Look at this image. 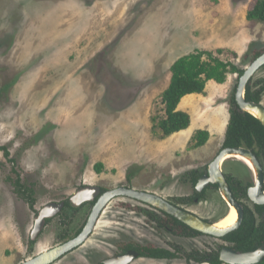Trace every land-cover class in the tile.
<instances>
[{"label": "rangeland", "instance_id": "obj_1", "mask_svg": "<svg viewBox=\"0 0 264 264\" xmlns=\"http://www.w3.org/2000/svg\"><path fill=\"white\" fill-rule=\"evenodd\" d=\"M253 1L0 0V146L8 153L0 149V264H19L74 237L93 201L65 206V216L52 218L29 243L37 211L84 185L146 190L211 222L227 213L217 187L198 201L181 199L194 191L188 173L204 171L221 149L236 73L180 100L178 109L190 116L188 136L182 130L163 136L156 123L164 117L161 94L176 58L202 48L245 69L250 45L264 49V23L245 17ZM251 78L259 87L264 64ZM197 129L209 133L200 146L192 140ZM221 168L243 183L253 180L252 169L237 159H225ZM16 175L33 188L34 211L14 192ZM159 214L134 198L113 197L86 240L51 264L102 263L126 242L178 244L183 251L228 244L161 229ZM64 232L68 237L60 239ZM128 264L186 260L139 256Z\"/></svg>", "mask_w": 264, "mask_h": 264}, {"label": "trees", "instance_id": "obj_2", "mask_svg": "<svg viewBox=\"0 0 264 264\" xmlns=\"http://www.w3.org/2000/svg\"><path fill=\"white\" fill-rule=\"evenodd\" d=\"M247 20H259L264 23V0H254L252 5L247 9ZM247 55H251L249 62L254 61L260 56L264 49L251 47ZM218 53L228 52L231 58H237L235 51L228 49H217ZM244 68L237 65L234 61L221 59L212 55L211 51L194 48L191 52L176 58L170 65V80L167 87L161 94V103L163 104L164 117L156 123L161 130L163 136L170 135L186 129L190 125V116L184 110L178 109L180 100L189 94L203 93L205 85L208 81L213 80L216 83H223L230 73H236L239 79ZM252 78L248 81L245 88V99L248 101L260 102L264 93V81L259 87H254ZM229 118L224 131L222 147H246L251 149L256 157L260 160L264 167V126L253 115L243 112L238 107L234 94L229 101ZM209 133L204 129H197L192 135L195 146L202 145L208 139ZM4 154H8L7 150ZM103 165L101 162L94 164V169L99 172ZM264 173V171H263ZM188 175L194 185L197 178L201 175L196 169H192ZM229 185L232 195L238 203L243 207V218L240 226L221 237L228 243V246L235 251L245 252L257 249L264 244V204L252 203L247 197V187L250 182L243 183L240 179L231 174H224ZM14 192L20 199L25 201L29 209L34 211V190L31 186L23 183L18 175L11 179ZM216 187V185H212ZM264 190V183L262 185ZM101 191H105L101 188ZM205 190L197 192L194 190L193 195L182 198V201L194 202V199H200L204 196ZM65 206H70L68 200H64ZM65 208V207H64ZM64 211V209H63ZM62 211V212H63ZM159 216L155 217L157 225L166 231L182 237H195L201 233L188 225L182 223L175 217L158 210ZM64 214V215H63ZM60 213L62 217L65 213ZM49 222V220L47 221ZM85 225V224H84ZM83 226L80 227L75 236L78 235ZM60 239L68 237L66 232L59 234ZM30 244L33 242L30 240ZM222 246L209 248L208 250H191L183 251L178 244H172V249L155 246L152 244H140L126 242L120 245L122 252L128 249L137 251L138 256L155 258V259H172L179 257L180 254L186 260V264H190V260L207 264H225L219 259V251ZM96 264H102L101 262ZM255 264H264V257Z\"/></svg>", "mask_w": 264, "mask_h": 264}, {"label": "water", "instance_id": "obj_3", "mask_svg": "<svg viewBox=\"0 0 264 264\" xmlns=\"http://www.w3.org/2000/svg\"><path fill=\"white\" fill-rule=\"evenodd\" d=\"M264 64V52L254 61L247 65L238 79L235 89V101L243 112H247L257 118L264 126V105L262 102L248 101L245 99V88L254 74V72ZM241 156L250 161L253 168V180L247 188V196L252 203L264 204V173L261 163L254 152L246 147H222L207 168V174L199 177L195 189L201 191L210 184H215L217 189L225 200L228 207L236 210L237 218L234 223L225 227H219L216 222L206 221L191 211L174 205L158 194L148 192L146 190L134 189L126 186H119L112 189L101 191L98 185H84L77 189L69 198L68 203L71 207H77L83 203L92 202L90 214L81 232L58 244L50 249L43 250L35 256L29 257L19 264H51L60 256L68 251L80 246L92 232L97 219L106 206V204L116 196H126L134 198L141 202L147 203L152 207L164 211L165 213L175 217L182 223L188 225L201 233L209 234L214 237H222L230 231L237 229L243 218V207L236 201L232 195L229 185L222 172V162L230 157ZM64 208V201L49 202L42 206L34 217V224L30 231V240L34 241L41 233L48 219L57 216ZM138 257L135 250H128L124 254L108 257L102 261L103 264H128ZM264 257V244L257 249L245 252L235 251L228 246H223L219 252V259L225 264H255Z\"/></svg>", "mask_w": 264, "mask_h": 264}, {"label": "bare ground", "instance_id": "obj_4", "mask_svg": "<svg viewBox=\"0 0 264 264\" xmlns=\"http://www.w3.org/2000/svg\"><path fill=\"white\" fill-rule=\"evenodd\" d=\"M230 158H234L245 163L249 167V169H252L253 172L252 164L250 163L249 160L241 156H235ZM236 218H237L236 210L233 207H228L227 213L223 217L219 218L214 222H216V225L219 227H225L234 223L236 221Z\"/></svg>", "mask_w": 264, "mask_h": 264}, {"label": "flooded vegetation", "instance_id": "obj_5", "mask_svg": "<svg viewBox=\"0 0 264 264\" xmlns=\"http://www.w3.org/2000/svg\"><path fill=\"white\" fill-rule=\"evenodd\" d=\"M221 148H222V146H221ZM258 160H259V159H258ZM259 162H260V160H259ZM260 163H261V162H260ZM209 164H210V163L207 164V166L205 167V170H204V171L200 172L201 175H203V174H207V172H208V171H207V168H208V165H209ZM261 165H262V163H261ZM262 168H263V171H264V167H263V165H262ZM196 170H197V169H196ZM197 171H198V170H197ZM201 175H200V176H201ZM200 176H199V177H200ZM224 176H225V175H224ZM199 177L197 178L196 183H197ZM190 182H191V180H190ZM196 183L193 185L192 182H191V184H192V186H193V188H194L195 191H197V190L195 189V185H196ZM212 185H215V184H210V185H208L207 187L203 188L201 191H197V192H202L203 190H205V192H206V190H207L209 187H214V186H212ZM216 187H217V186H216ZM247 188H248V187H247ZM105 190H106V189H105ZM193 193H194V191H193ZM204 194H205V193H204ZM192 195H193V194H192ZM247 197H248V196H247ZM198 200H199V199H194V202H195V201H198ZM62 201H64V200H62ZM169 202H170V201H169ZM92 203L94 204V201H93ZM143 203H144V202H143ZM171 203H172V202H171ZM93 204H92V205H93ZM173 204H174V203H173ZM174 205H177V204H174ZM177 206H178V205H177ZM64 207H65V202H64ZM179 207H180V206H179ZM63 209H64V208H63ZM63 209L61 210L60 213H63V212H62ZM158 210H159V209H158ZM186 210H187V209H186ZM188 211H189V210H188ZM60 213H59V214H60ZM59 214H58V215H59ZM58 215H57V216H58ZM48 220L50 221L51 219H48ZM48 220H47V221H48ZM47 221H46V223H48ZM206 221H207V220H206ZM209 222H211V221H209ZM190 228H191V227H190ZM200 233H201V232H200ZM201 235H209V234L201 233ZM197 236H198V235H197ZM210 236H212V235H210ZM218 238L221 239V237H218ZM223 246H228V244L222 245V247H223ZM222 247H221V248H222ZM228 247H229V246H228ZM221 248H220V249H221ZM230 248H231V247H230ZM128 250H130V249H128ZM128 250H127V251H128ZM132 250H134V249H132ZM127 251L122 252V250H121V253H120V254H124V253H126ZM136 252H137V251H136ZM219 252H220V251H219ZM117 255H119V254H117ZM115 256H116V255H115ZM111 257H112V256H111ZM138 257H139V256H138ZM105 259H106V258H105ZM102 264H103V263H102Z\"/></svg>", "mask_w": 264, "mask_h": 264}, {"label": "crops", "instance_id": "obj_6", "mask_svg": "<svg viewBox=\"0 0 264 264\" xmlns=\"http://www.w3.org/2000/svg\"><path fill=\"white\" fill-rule=\"evenodd\" d=\"M213 33H214L213 36H214L215 38H217L216 35H217L218 33H217V32H214V31L212 32V34H213ZM211 41H212V38H211ZM186 96H187V95H186ZM184 97H185V96H184ZM184 97H183V98H184ZM182 110H183V109H182ZM187 130H188V129L186 128V129H183V130L181 131V133H182V135H183L184 137L188 136V134L192 131V130H191L190 132H188ZM175 133H176V132H175Z\"/></svg>", "mask_w": 264, "mask_h": 264}]
</instances>
